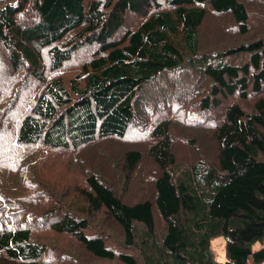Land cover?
Segmentation results:
<instances>
[{
  "label": "trees",
  "instance_id": "trees-1",
  "mask_svg": "<svg viewBox=\"0 0 264 264\" xmlns=\"http://www.w3.org/2000/svg\"><path fill=\"white\" fill-rule=\"evenodd\" d=\"M263 4L0 0V264L264 263Z\"/></svg>",
  "mask_w": 264,
  "mask_h": 264
},
{
  "label": "rangeland",
  "instance_id": "rangeland-1",
  "mask_svg": "<svg viewBox=\"0 0 264 264\" xmlns=\"http://www.w3.org/2000/svg\"><path fill=\"white\" fill-rule=\"evenodd\" d=\"M255 3H259V0H254ZM264 6V4H263ZM260 13H262L261 11H257V10H254L252 8H249V15H250V22L249 24L251 23V26L253 27V24L252 22H254V25L257 26V25H262L263 22H264V19L261 18L260 16ZM213 20V19H212ZM207 23H205V26L203 28V31L204 32L205 30L204 29H208L209 33L211 32V29L208 28V25H210L212 27V22L213 21H210L209 18L206 20ZM225 26V25H224ZM223 26H222V29L221 31L223 32ZM207 31V30H206ZM203 35H206V32L205 34ZM264 38V37H263ZM11 71H9L10 73ZM72 75V70H69L65 75H64V79L65 80H68L67 78H70ZM2 78V72H0V79ZM251 100V99H250ZM174 125H177V124H174ZM45 164V163H44ZM48 167V168H47ZM46 169L44 168V174L47 178V180L51 177L50 181L51 183L55 184V185H58L60 182H63V181H71L73 180V176H72V173L67 171V170H62L61 172L58 171V168L59 166L58 165H47ZM70 169H77V168H73L71 167ZM76 171V170H75ZM77 172V171H76ZM80 175V173H77ZM81 176V175H80ZM49 177V178H48ZM33 238L36 239L38 242H46L48 246H52L53 247L55 246V242L54 241H50L49 238L46 237H42V238H37L35 235H33ZM225 239L223 237H216L214 239L211 240V243H210V252L214 258V260L218 261V262H224L225 261ZM262 247V245H257L255 247V249H260ZM66 249L68 250V252L70 253V255L73 254L74 250L70 249L68 246H66ZM73 256V255H72ZM78 260V261H82L83 263H85L80 256H76L74 258H72V261L70 262V264L74 261V260ZM91 264H108L106 262H101V261H92ZM113 264V263H112ZM264 264V263H262Z\"/></svg>",
  "mask_w": 264,
  "mask_h": 264
}]
</instances>
